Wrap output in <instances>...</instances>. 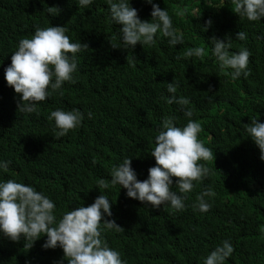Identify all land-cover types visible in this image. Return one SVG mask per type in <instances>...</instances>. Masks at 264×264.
<instances>
[{
    "label": "trees",
    "instance_id": "1",
    "mask_svg": "<svg viewBox=\"0 0 264 264\" xmlns=\"http://www.w3.org/2000/svg\"><path fill=\"white\" fill-rule=\"evenodd\" d=\"M153 3L168 11L183 44L170 48L166 38L158 37L153 46L113 48L110 42L119 44L121 25L110 21L104 0H94L88 8L76 0H0V160L9 162L0 179L43 192L55 202L58 216L107 195L112 215L103 219L123 230L102 236L127 264H202L224 240L234 249L224 264H264V161L244 131L252 118L264 122V19H239L231 0ZM130 5L141 20H151L145 0H130ZM52 6L60 9L58 15L46 14ZM208 20L211 26L202 31ZM46 26L66 27L70 41L88 48L76 55V83L65 82L63 95L53 93L37 105L36 113L22 114L4 68L18 41ZM239 31L246 33L245 41L236 39ZM213 37L230 39V52L241 47L250 51L247 78L232 80L228 70L219 69L211 56ZM193 47L204 49V55L184 58ZM173 79L180 82L177 94L190 100L192 119L201 125L198 139L214 154L203 162L209 176L188 194L181 212L145 205L127 197L119 185H110L112 167L126 157L137 179L147 178L155 166L150 153L163 118L174 117L180 127L187 123L176 104L161 99ZM57 108L84 114L81 126L60 139L47 120ZM101 179L109 183L107 189H98ZM209 186L215 191L211 208L194 211L196 195ZM45 240L40 237L27 250L23 240L0 235V264H66L61 248H42Z\"/></svg>",
    "mask_w": 264,
    "mask_h": 264
},
{
    "label": "clouds",
    "instance_id": "2",
    "mask_svg": "<svg viewBox=\"0 0 264 264\" xmlns=\"http://www.w3.org/2000/svg\"><path fill=\"white\" fill-rule=\"evenodd\" d=\"M94 0H76L82 8H88ZM151 5V20L143 21L137 10L130 5V0H104L108 18L119 28V44L111 43L113 48L133 49L137 43L153 46L158 37L167 39L169 47L184 43L181 33L173 26L172 17L166 9H161L153 0H145ZM232 11L241 20L256 22L264 19V0H231ZM210 6V5H209ZM47 15L56 16L60 9L52 6L45 10ZM211 20L205 22L202 31L211 26ZM64 26L36 27L30 38H22L11 52L10 64L4 68V79L19 96L17 110L22 114L37 112V105L50 98L53 93L63 95L65 82L74 84V74L78 71L76 55L87 49L86 44L70 41ZM236 39L245 41L243 31L236 34ZM211 56L220 70H228L232 80L250 74L248 61L250 51L241 47L237 52H230V39L222 41L211 38ZM204 49L189 48L184 58L202 57ZM176 59H181L177 56ZM180 82L167 83V96L161 99L166 104H176L182 111L187 123L176 126L174 117L162 119L158 134L154 137V147L150 155L155 166L148 169L145 180L139 181L130 166V157L112 167L110 185L126 190V196L150 204L153 208L168 206L171 211L185 209V199L193 189L209 174V168L203 163L214 159L212 150L205 147L198 139L201 132L199 122L192 119L193 111L187 107L188 97L178 95ZM89 119L92 113L88 112ZM84 114L77 108L65 111L57 108L50 111L47 120L52 122L53 135L60 139L81 126ZM244 131L258 146L260 160L264 161V122L252 118L245 124ZM8 161L0 160V171L6 172ZM173 177L177 191L172 190ZM98 189H107L109 183L101 179ZM215 191L209 186L195 197L192 204L194 211L206 213L211 208ZM111 201L107 195L100 194L88 206H80L57 215L55 202L43 192L30 185L12 179H0V235L13 242L24 241L23 248L29 250L42 236L46 240L44 249L59 247L63 251L66 264H127L121 254L110 248L102 233L109 230H123L114 221L104 220L111 216ZM234 249L229 240L222 241L202 260V264H224Z\"/></svg>",
    "mask_w": 264,
    "mask_h": 264
}]
</instances>
